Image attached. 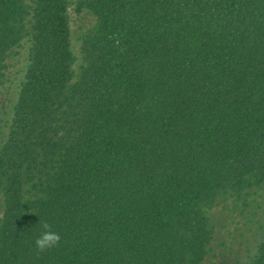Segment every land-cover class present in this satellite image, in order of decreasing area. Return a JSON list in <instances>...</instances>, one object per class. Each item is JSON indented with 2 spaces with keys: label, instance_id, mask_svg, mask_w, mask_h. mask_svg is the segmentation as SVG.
Instances as JSON below:
<instances>
[{
  "label": "trees",
  "instance_id": "1",
  "mask_svg": "<svg viewBox=\"0 0 264 264\" xmlns=\"http://www.w3.org/2000/svg\"><path fill=\"white\" fill-rule=\"evenodd\" d=\"M68 6L0 0V101L25 49L0 264H207L210 210L264 194V0H75L76 67ZM43 222L61 240L37 252Z\"/></svg>",
  "mask_w": 264,
  "mask_h": 264
},
{
  "label": "rangeland",
  "instance_id": "2",
  "mask_svg": "<svg viewBox=\"0 0 264 264\" xmlns=\"http://www.w3.org/2000/svg\"><path fill=\"white\" fill-rule=\"evenodd\" d=\"M75 0H69L68 24L70 46L79 64V46L82 37L91 26L92 16L85 10L76 11ZM10 57L8 78L1 90L0 139L4 134V122L9 119L19 80L25 66L24 46ZM2 108V109H1ZM1 212V201H0ZM214 238L207 257V264H246L256 252L257 244L264 239V194L262 191L246 192L238 199L221 200L210 210Z\"/></svg>",
  "mask_w": 264,
  "mask_h": 264
},
{
  "label": "clouds",
  "instance_id": "3",
  "mask_svg": "<svg viewBox=\"0 0 264 264\" xmlns=\"http://www.w3.org/2000/svg\"><path fill=\"white\" fill-rule=\"evenodd\" d=\"M41 228L43 231L34 241L37 252H44L58 246L61 240L59 233L52 231L48 222H43Z\"/></svg>",
  "mask_w": 264,
  "mask_h": 264
}]
</instances>
